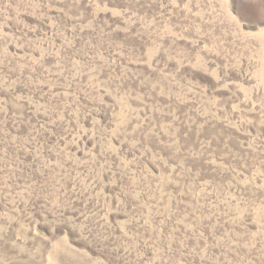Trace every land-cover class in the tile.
Instances as JSON below:
<instances>
[{
	"label": "rangeland",
	"instance_id": "rangeland-1",
	"mask_svg": "<svg viewBox=\"0 0 264 264\" xmlns=\"http://www.w3.org/2000/svg\"><path fill=\"white\" fill-rule=\"evenodd\" d=\"M260 0H0V264H264Z\"/></svg>",
	"mask_w": 264,
	"mask_h": 264
},
{
	"label": "snow or ice",
	"instance_id": "snow-or-ice-1",
	"mask_svg": "<svg viewBox=\"0 0 264 264\" xmlns=\"http://www.w3.org/2000/svg\"><path fill=\"white\" fill-rule=\"evenodd\" d=\"M253 14H258L260 17L261 23H264V0H260L259 8L252 10Z\"/></svg>",
	"mask_w": 264,
	"mask_h": 264
}]
</instances>
